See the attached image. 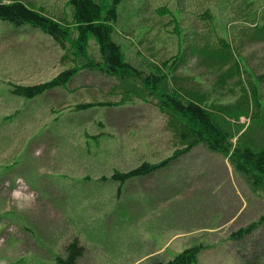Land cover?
I'll return each mask as SVG.
<instances>
[{"label": "rangeland", "instance_id": "obj_1", "mask_svg": "<svg viewBox=\"0 0 264 264\" xmlns=\"http://www.w3.org/2000/svg\"><path fill=\"white\" fill-rule=\"evenodd\" d=\"M12 2L60 21L74 39L67 0H0ZM116 12L125 61L165 73L168 89L186 98L242 105L241 84L264 76V0H120ZM70 54L37 29L0 21V264H56L73 242L82 252L75 264H157L198 245L196 264H264V224L230 239L259 219L264 199L226 155L197 147L128 181L120 196L118 183L100 180L162 162L181 143L152 97L118 104L126 86L114 93V81ZM88 55L98 57L92 39ZM72 66L79 75L67 89L32 101L7 93V82L37 84ZM257 93L264 111V83ZM88 102L116 105L72 111ZM251 125L240 118L233 145ZM252 129L264 142V119Z\"/></svg>", "mask_w": 264, "mask_h": 264}, {"label": "trees", "instance_id": "obj_2", "mask_svg": "<svg viewBox=\"0 0 264 264\" xmlns=\"http://www.w3.org/2000/svg\"><path fill=\"white\" fill-rule=\"evenodd\" d=\"M119 2L120 0H112L110 5L103 7L96 0H68L67 5L71 9L69 21L75 34L72 41L67 26L21 2L0 3V21L37 29L51 37L62 51H67L70 46V58L74 59L76 64L81 62L85 71L95 72L114 81L115 85L112 87L114 93L120 95L118 88L126 86L125 98L121 96V102L118 104L130 102L131 97L152 103V97L156 107L166 114L172 132L179 139L181 147H176L170 157L157 164L144 162L127 172L114 171L110 177L101 178L104 181L118 183V193L127 181L150 176L193 149L204 146L203 148L208 152L228 156L234 170L244 176L252 191L264 199V142L260 143L256 140L252 132V126L264 119L261 97L257 93V86L264 83V76L254 77L253 82L247 81L246 86L241 84L240 94L243 98L240 100L246 99L242 105H237V102L222 106L214 102L206 103L205 93L199 98L196 97L198 103L180 95L177 90L168 89L165 73L146 72L125 61L120 46L113 39L112 25L117 20L116 7ZM91 39L95 41L97 47V59L88 55ZM179 62L180 60H177V63ZM173 69L176 71V65H173ZM78 74V68L72 66L45 83L9 84L10 93L25 99H33L52 90L65 88ZM111 105L116 104H81L75 108L87 110L94 106ZM241 117L249 119L252 125L236 139V144L233 145L232 140L237 136L234 130ZM262 224H264V213L256 222L233 232L230 239L240 240ZM202 249L201 245L193 246L175 255L172 260L157 264H196ZM81 253L76 242L70 243L66 247V258L56 257L55 263L75 264Z\"/></svg>", "mask_w": 264, "mask_h": 264}, {"label": "clouds", "instance_id": "obj_3", "mask_svg": "<svg viewBox=\"0 0 264 264\" xmlns=\"http://www.w3.org/2000/svg\"><path fill=\"white\" fill-rule=\"evenodd\" d=\"M17 179H22V178H17ZM19 210H21V211H27L28 209L21 207V208H19Z\"/></svg>", "mask_w": 264, "mask_h": 264}]
</instances>
